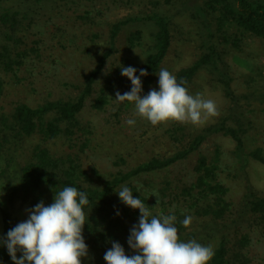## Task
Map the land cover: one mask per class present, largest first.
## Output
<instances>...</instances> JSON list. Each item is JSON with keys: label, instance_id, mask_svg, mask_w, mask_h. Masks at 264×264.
Listing matches in <instances>:
<instances>
[{"label": "trees", "instance_id": "trees-1", "mask_svg": "<svg viewBox=\"0 0 264 264\" xmlns=\"http://www.w3.org/2000/svg\"><path fill=\"white\" fill-rule=\"evenodd\" d=\"M27 1L0 0V23L6 30L4 34L6 41H10L11 38L16 41L13 33L20 26V20L31 16V12L27 11ZM34 1L38 4L45 0ZM89 1L92 2L94 12L97 11L100 15L103 10L108 11L110 4L115 5L119 10L131 11L133 15H123L125 17L109 27L108 49L99 54L93 67L82 76V88L75 96L46 101L35 107L14 100L8 103V110L0 106V148L6 143L17 148L27 138L40 136V140L32 149L30 159L15 170L14 181L9 185L8 199L19 197L26 200L29 197L32 207L40 201L47 206L58 191L65 186H74L87 193L89 204L84 206L85 225L82 235L91 250L94 264H105L103 255L111 247V241H118L124 247L126 255L134 254L128 248L126 240L130 228L138 221L139 210L131 209L119 202L115 191L124 185L132 190L134 197L139 196L154 215L160 213L175 215L174 223L178 229L179 241L187 242L194 239L203 245H209L215 237V242L211 244L214 255L208 264H251L252 257L249 256L251 237L258 232L264 234V196L255 195L251 193L250 188H246L240 202L241 210L238 216L227 225L224 219L230 210V204L225 199L228 189L217 180L219 169L216 155L218 152L213 155L212 162L207 161L204 156H199L193 167L194 177L190 182L187 180L183 184H177L179 181L177 177L175 182L161 178L158 186L154 181L146 184L147 189L138 190L135 181L144 176H155L171 169L178 162L199 152L207 138L215 134L229 137L234 142L236 156L240 161L243 160L242 137L247 128L243 117L248 112L245 109L251 108L253 100L264 102V67L256 73L263 81L258 88L250 90L249 93L240 94V96H233L230 89L231 78L227 77L224 65L226 64L224 55L217 51L215 45L219 39L227 44L232 43L234 48H238L239 43L245 39L246 41L253 39L264 42V0ZM102 1L105 3L100 4ZM22 5H26L25 10H22ZM97 5H100L101 9ZM89 11L85 10L84 17L78 18L87 21L90 18ZM185 17L190 20L191 24L196 25V29L201 31L199 34L203 35L199 47L202 52L191 65L176 72V79L178 82L182 81L187 88L199 70L208 69L210 73H214L223 87L225 97L230 101V105L227 103L224 106L237 116L234 121L236 126L228 124V120L231 119L230 115L219 117L216 124L204 126L193 136L188 137L187 135L185 146L175 153L162 158H150L124 170L119 167L124 160L118 158L113 163L117 167L116 171L107 176L101 175L95 167L83 168L77 152L72 149L76 138H81V135L87 132L80 127L81 112L84 110H88L89 113L97 112L103 117L101 113L105 112L118 90L116 86L119 84L115 81L122 84L120 79L111 75L105 78L103 87L100 82L103 79L102 74L106 62L116 52L115 43L118 32L123 28L130 30L129 27L133 25L134 29L127 30L128 34L124 36L127 42L124 48L126 53L141 50L142 34L149 35L147 42L149 48L146 50L145 47L144 60L139 66V69L143 68L147 72L146 76L141 77V94L146 95V90L151 89V86L157 82L156 74L159 72V66L175 41L176 31H172L175 29L174 22L178 25L179 19ZM30 55L34 54L16 53V50H8L5 45H1L0 67L5 73L13 74L15 80L22 84V77H17V73L21 67H24V63L31 62ZM253 60L258 62L255 58ZM127 61L123 59L124 63ZM119 71L120 67L116 69V73L118 74ZM254 75L255 72L252 76ZM248 78L251 82L259 81L256 76ZM209 79L205 81L206 84L212 83ZM25 82L29 83L26 80ZM26 83L24 86L30 90ZM7 85L9 83H6L0 76V102L6 95ZM120 107L122 115L117 110L113 114L114 117H124L135 111L132 102H122ZM238 108L242 111L239 112ZM180 130L181 126L176 124V130L174 128L171 131L168 130L167 133H177ZM170 138L172 141L179 142L185 137L179 139L172 134ZM83 140L81 150L86 147L87 143L84 137ZM57 141L63 143L62 154L53 151V146H51L50 142ZM249 156L264 164L260 149L251 151ZM200 202L206 205H198ZM179 203L183 204L179 206ZM198 206L202 207L201 213L211 215L213 222L218 221L217 229H213L217 235L212 237L210 230L202 234H196L193 230L190 233H184L186 227L181 221L190 214L191 209H196ZM117 212L119 215L116 214ZM194 213H199V211L195 210ZM14 226L10 213L0 206V237ZM230 232L240 237L237 238L235 235L232 238ZM209 238L213 241H206ZM231 239H235V244L230 247ZM19 255L20 253H17L18 258ZM256 263L264 264V260ZM0 264H12L3 246H0Z\"/></svg>", "mask_w": 264, "mask_h": 264}, {"label": "rangeland", "instance_id": "rangeland-1", "mask_svg": "<svg viewBox=\"0 0 264 264\" xmlns=\"http://www.w3.org/2000/svg\"><path fill=\"white\" fill-rule=\"evenodd\" d=\"M91 3L89 0H45L36 4L34 0H28L27 11L31 12V16L20 20V26L13 33L16 41L13 38L10 41L4 39L6 30L0 23V48L1 45H5L8 50H16V53L34 54L30 55L31 62L24 63V67H21L17 73V77H22V84L15 80L13 74L5 73L0 67V76L6 83H9L6 95L0 102V106L4 110H8V103L12 100L35 107L46 101L68 99L78 93L83 85L82 76L93 67L99 54L108 49L109 27L125 17L123 15H133L131 11L119 10L113 4L109 5L108 11L103 10L100 15L97 11L94 12ZM97 7L101 9L100 5ZM25 8L26 5H22V10ZM85 10H90V18L87 21L78 18L84 17ZM185 18L179 19L178 25L174 22L175 29L172 31H176L175 41L159 66V70L165 68L175 77L179 69L191 65L202 52L199 47L203 35L199 34L201 31L196 29V25L191 24L190 20ZM129 28L130 30L134 29L133 25ZM127 30L123 28L118 32L115 43L116 52L106 62L102 74L103 79L100 81L103 87L107 76L117 77L116 79L122 81V84L115 81L116 84H119L116 87L121 94L130 90L131 83L126 77L121 76L120 71L117 74L116 69L123 66V59H127V63H124L125 67L132 66L139 70V66L144 60V49L145 47L146 50L149 48L147 43L149 35L142 34L141 50L126 53L124 48L127 42L124 36L128 34ZM215 47L218 52L224 55V63H226L224 65L227 77L231 78L230 89L233 96L249 93L250 90L259 87L263 81L256 73L264 67L263 41L253 39L246 41L245 39L239 43L238 48H234L232 43L227 44L219 39L216 41ZM256 64L258 65L254 67L253 65ZM210 72L208 69L199 70L187 88L189 94L200 93L205 99H212L217 106L218 115L202 118V121L196 125L168 120L154 126L146 119L136 116L135 111L124 117H114L113 114L117 110L122 115L121 102H117L114 98L106 107L105 112L101 113L103 117L97 112L82 111L79 120L80 127L88 133L81 135L79 139L76 138L72 149L77 152L83 168L95 167L101 175L107 176L116 171L117 167L113 163L118 158L124 160L119 165L124 170L150 158H162L175 153L185 146L188 137L196 134L204 126L216 124L219 117L230 115L231 119L228 120V124L236 126L234 121L237 116L224 106L227 103L230 105V101L225 97L217 76ZM254 72V76L259 81L251 82L248 77L254 78L252 76ZM135 74L137 75L138 71ZM207 79L212 83L206 84ZM25 80L29 83H26ZM24 83L30 90L24 86ZM156 87L157 82L151 86V88ZM149 90H146L147 93ZM253 101H251V108L245 109L248 112L243 117L247 128L242 137L244 143L242 161L236 156L234 142L229 137L221 134L211 135L200 147L199 152L178 162L171 169L155 176H144L136 180L138 190L147 189L146 184L149 182L155 181L158 186L161 178L175 182L177 177L179 180L177 184H183L187 180L190 182L194 177L193 167L199 156H204L207 161L212 162L213 155L218 152L216 155L219 169L217 180L228 189L225 199L230 204V210L224 222L227 225L231 224L241 210L240 202L246 188H250L251 193L255 195L264 196V164L249 156L251 151L260 149V155L264 158V102ZM238 111L240 112L242 109L238 108ZM127 119H134L135 124L127 125L125 123ZM176 124L181 126V130L172 134L179 139L185 137L179 142L172 141L171 132L167 133L168 130L171 131L174 128L176 130ZM187 135L189 136L187 137ZM83 137L87 143L86 147L81 150ZM39 140V135L33 136V138H27L17 148L10 143H6L0 148V192L3 193L0 195V206L10 213L14 225L27 219L28 210L32 206L29 197L26 200L19 197L9 200V185L14 181L15 170L30 159L32 149ZM50 143L53 146V151L62 154L63 143L61 141ZM182 204L179 203V206ZM198 205L206 204L200 202ZM195 210H198L199 213H194ZM201 210L202 207L199 206L190 210L188 216L191 217V222L185 226L184 233H190L193 230L196 234H202L210 230L212 237L217 235L213 229H217L218 221L213 222L211 215H205L201 213ZM230 234L232 238L236 235L234 232H230ZM236 237L240 236L236 235ZM251 238L249 247V256L252 257L251 264L263 262L264 234L258 232ZM215 240V237L214 241L212 238L206 239V241H213L210 245ZM229 244L230 247L235 244V239H231ZM82 264H94L89 248L88 256L82 258Z\"/></svg>", "mask_w": 264, "mask_h": 264}, {"label": "clouds", "instance_id": "clouds-1", "mask_svg": "<svg viewBox=\"0 0 264 264\" xmlns=\"http://www.w3.org/2000/svg\"><path fill=\"white\" fill-rule=\"evenodd\" d=\"M120 74L130 81L131 87L123 94L116 91L114 100L133 102L135 115L154 126L168 120L196 125L202 118L218 115L212 99H205L200 93L189 94L183 82H178L165 68L156 74L157 87L146 95H140L141 77L147 75L145 69L121 66ZM125 123L132 126L135 120L127 119ZM115 193L120 203L139 210L138 221L130 228L126 240L134 254L126 255L118 241H111V247L103 255L105 264H208L211 260L214 250L210 244L203 245L194 239L178 240L174 214L154 215L127 186L122 185ZM88 204L87 193L65 186L47 206L40 201L29 209L27 219L0 237V246L6 248L12 264H82V258L88 256L82 235L84 206ZM190 222L187 215L181 221L184 226Z\"/></svg>", "mask_w": 264, "mask_h": 264}]
</instances>
